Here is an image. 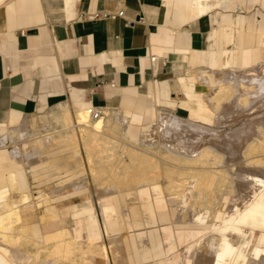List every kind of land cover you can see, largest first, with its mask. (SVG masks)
I'll list each match as a JSON object with an SVG mask.
<instances>
[{
    "label": "crops",
    "instance_id": "obj_1",
    "mask_svg": "<svg viewBox=\"0 0 264 264\" xmlns=\"http://www.w3.org/2000/svg\"><path fill=\"white\" fill-rule=\"evenodd\" d=\"M237 1L264 6V0H213L203 12L184 0H0V190L14 181L18 193L33 195L20 206L28 237L41 241L68 230L77 241L96 238L99 203L110 232L121 236L128 264H181L182 259L194 264L210 226L179 220L163 184L139 186L136 201L125 190L98 198L92 187L72 184L84 171L77 143L47 150L40 139L37 147L31 140L15 142L9 132L50 125L52 111L63 103L73 111L123 110L132 134L159 112L177 115L179 108L188 111L185 119L211 123V92L201 71L264 63V20L251 18L247 24L239 18L241 34L231 15L222 14L221 22L215 17L224 4ZM94 14L99 16L90 19ZM153 81L147 93L139 92ZM112 101L119 104L106 106ZM34 151L38 155H31ZM38 169L73 180L64 183L73 191L56 198L50 194L60 188L30 191L29 175ZM191 239L188 255L176 253L178 244ZM232 250L227 243L225 251Z\"/></svg>",
    "mask_w": 264,
    "mask_h": 264
},
{
    "label": "bare ground",
    "instance_id": "obj_2",
    "mask_svg": "<svg viewBox=\"0 0 264 264\" xmlns=\"http://www.w3.org/2000/svg\"><path fill=\"white\" fill-rule=\"evenodd\" d=\"M184 1L204 12L213 0ZM200 77L211 92L209 124L162 111L132 134L123 110L72 111L63 103L52 111L50 125L9 133L15 142L31 140L37 147L40 139L47 150L77 143L76 154L90 174L72 184L91 186L98 198L125 190L136 201L139 186L163 184L179 220L210 226L194 264H264V63L205 70ZM15 184L0 190V264H128L121 236L110 232L103 207L96 214V238L77 241L68 230L41 241L28 237L20 206L33 195L18 193ZM229 242L233 250L227 252Z\"/></svg>",
    "mask_w": 264,
    "mask_h": 264
},
{
    "label": "rangeland",
    "instance_id": "obj_3",
    "mask_svg": "<svg viewBox=\"0 0 264 264\" xmlns=\"http://www.w3.org/2000/svg\"><path fill=\"white\" fill-rule=\"evenodd\" d=\"M222 14L224 15H231L234 19V21L236 22V24L238 25L237 28L239 29V33L243 34V30L244 27L242 25V23L239 25L238 24V19L241 18L242 22H246L248 24V22H250L251 18H254L257 20L258 23L263 22L264 20V6L262 5L261 2H254L253 4H251L250 2H248L246 5H241L240 3H238V1L234 4L228 7L227 4H224V6L220 9H218V13L215 17H217V19L221 22L222 21ZM245 23V24H246ZM215 26H217L218 24H214ZM213 26V25H212ZM232 47V45H230V48ZM156 83V81L151 82L149 85H147L144 89L140 90L139 92L141 93H147L149 87L153 86ZM200 91H207L206 87H202L200 86V89H198ZM118 94L121 93V90L117 91ZM181 96V95H180ZM119 104L118 102H111L106 106H113V105H117ZM91 110V109H90ZM73 111V110H72ZM178 115L182 116V117H187L188 116V111L179 108L178 109ZM28 116V115H26ZM6 147L11 150L13 149V145L11 144L10 141L7 142ZM83 172H80V175H84V176H88V174H90L89 172L85 171L86 170V162L85 160H83ZM25 167H27L28 169L30 168V165H26ZM59 174L57 171L54 170H50V171H43L42 169H38L37 172L35 173V175L33 176L31 173L29 175V188L30 191L32 192H46V193H50L51 189L53 188H60L58 190V192H56L55 194H50L52 198H56L59 195H64L67 194L68 191H73V187L67 186V184H64L66 182H72L73 180H68L67 181V177H64V179H60L59 178ZM78 180V179H77ZM64 184V185H62ZM61 185V186H60ZM88 187H91L89 185H87ZM65 188V189H64ZM96 189H95V194L98 195V192L96 193ZM100 205L99 203L96 204V214H98L100 210ZM43 210H38L37 214L39 215L40 213H42ZM97 217V215H96ZM68 220V218H67ZM188 242L193 243L194 239H191L189 241H187L186 243H182V244H178V247L176 249V253L181 254V255H188V253L186 252V248L188 246ZM171 254L168 255V259L171 258ZM126 257V256H125ZM127 261V260H126ZM128 262V261H127Z\"/></svg>",
    "mask_w": 264,
    "mask_h": 264
},
{
    "label": "built area",
    "instance_id": "obj_4",
    "mask_svg": "<svg viewBox=\"0 0 264 264\" xmlns=\"http://www.w3.org/2000/svg\"><path fill=\"white\" fill-rule=\"evenodd\" d=\"M119 15H123V12H120ZM98 16H99L98 14H94V15L90 16V19H95Z\"/></svg>",
    "mask_w": 264,
    "mask_h": 264
}]
</instances>
